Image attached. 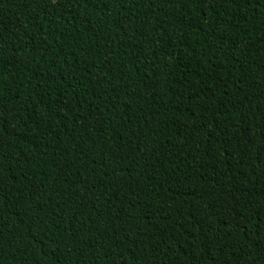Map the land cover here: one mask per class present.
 I'll return each instance as SVG.
<instances>
[{
    "label": "trees",
    "instance_id": "16d2710c",
    "mask_svg": "<svg viewBox=\"0 0 264 264\" xmlns=\"http://www.w3.org/2000/svg\"><path fill=\"white\" fill-rule=\"evenodd\" d=\"M0 264H264V0H0Z\"/></svg>",
    "mask_w": 264,
    "mask_h": 264
}]
</instances>
